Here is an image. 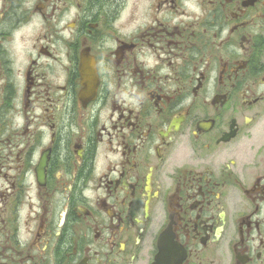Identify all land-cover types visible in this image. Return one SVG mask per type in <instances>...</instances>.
Instances as JSON below:
<instances>
[{"label": "flooded vegetation", "instance_id": "flooded-vegetation-1", "mask_svg": "<svg viewBox=\"0 0 264 264\" xmlns=\"http://www.w3.org/2000/svg\"><path fill=\"white\" fill-rule=\"evenodd\" d=\"M0 264H264V0H0Z\"/></svg>", "mask_w": 264, "mask_h": 264}]
</instances>
